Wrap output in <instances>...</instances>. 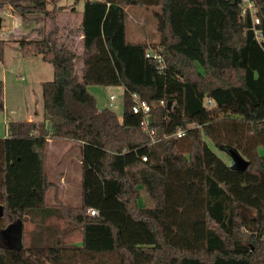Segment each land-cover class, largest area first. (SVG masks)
<instances>
[{
    "label": "trees",
    "instance_id": "trees-1",
    "mask_svg": "<svg viewBox=\"0 0 264 264\" xmlns=\"http://www.w3.org/2000/svg\"><path fill=\"white\" fill-rule=\"evenodd\" d=\"M49 1L0 0V11L50 16L40 38L17 42L53 68L42 120L8 121L0 137V264H264V0H252L261 45L239 0H84L79 51L59 40L63 6ZM131 5L160 8L157 42L127 39ZM87 85L121 86V116L99 109ZM2 92L0 80V104ZM133 93L151 106L152 135ZM50 138L81 143L78 206L62 202L45 170ZM205 138L247 167L225 163Z\"/></svg>",
    "mask_w": 264,
    "mask_h": 264
},
{
    "label": "rangeland",
    "instance_id": "rangeland-1",
    "mask_svg": "<svg viewBox=\"0 0 264 264\" xmlns=\"http://www.w3.org/2000/svg\"><path fill=\"white\" fill-rule=\"evenodd\" d=\"M53 1V3H52ZM50 0L47 8L51 9L53 5H60L67 11H79L83 7L84 0ZM160 8L157 5H131L126 8V31L127 39H142L143 41L157 42L159 40L158 21L155 15ZM73 13L72 15H75ZM0 45L2 47L0 56V80L3 84V92L0 104V137L6 133V124L11 120H20L25 117L27 111L42 107V92L39 86L40 80H51L53 77V68L49 62L43 61L39 55L23 56L18 44L19 39H36L41 34L52 28L50 16L44 13H30L24 19L17 12H14L9 6H5L0 11ZM58 36L66 34L71 24L77 23V17L63 16L58 21ZM71 27H75L74 25ZM22 30L21 33L17 29ZM64 28V29H62ZM135 34V36H134ZM60 40V37H58ZM18 39V40H17ZM76 37L71 38L72 46L80 50L81 45L76 42ZM61 41V40H60ZM68 43L70 39L67 40ZM87 90L96 98V104L99 109L108 107L116 113L118 117L122 112V94L121 86L105 87L101 85H87ZM109 95L114 96V100L109 99ZM113 105V106H112ZM38 115V113L36 114ZM148 120V119H147ZM66 138H59V140ZM70 140V139H69ZM208 146L220 157L225 163L232 164V156L228 149L220 147L215 142L205 138ZM73 147L64 148L59 151L61 157L56 158L55 171L65 168V178L69 184L71 194L65 196L67 205L78 206L80 200V164H78L79 154ZM48 158V157H47ZM48 160V159H47ZM49 178L52 181L58 180L59 176H54L50 171V162H47ZM55 172V173H56ZM141 205H149L150 200L146 191L139 186ZM64 198V197H63ZM46 201L49 205L53 203V190L47 193ZM19 229L17 224L11 225L5 230L7 245L15 247L19 243Z\"/></svg>",
    "mask_w": 264,
    "mask_h": 264
},
{
    "label": "crops",
    "instance_id": "crops-1",
    "mask_svg": "<svg viewBox=\"0 0 264 264\" xmlns=\"http://www.w3.org/2000/svg\"><path fill=\"white\" fill-rule=\"evenodd\" d=\"M81 11H82V9L79 10V11H77V13H76V11H74V9H73V12H72V11H67V10H65L63 8L60 12H58L56 14V17H55V23L56 24H59L58 21L61 20L63 16L64 17L65 16H71V18L72 17H77V23L76 24H71V26L74 25L75 27H71L70 26L69 30H66V29L62 28V29H64L66 31V34H60L58 36V37H60V40L62 42H66L67 44L72 45V43H70V42H72L71 38L76 37L77 38L76 39V42L80 44V40H81L82 35H81V32L78 30V26H79L80 21H81ZM73 13H76V14L75 15H72ZM24 17H22V19H24ZM59 25L64 26L63 24H59ZM19 29L20 28H18L17 31ZM21 31L22 30H19L20 33H21ZM126 33H127V31H126ZM134 36H135V34H134ZM68 39H70L69 43L67 41ZM131 41L137 42V41H143V40L142 39H133ZM145 42H148V41H145ZM38 57H40V55ZM43 81H46V80H40L39 81L40 88H41V83ZM105 87H111V86H105ZM109 97H110V95H109ZM37 113H38V115H36ZM42 118H43V110L40 113V110L38 108L37 110L34 111V113H32V111H27L26 114H25V117L22 118V119H20V120L40 121V120H42ZM3 136H6V133ZM71 147H73V149H75L76 152L79 154L78 164H80V162H81V155H80L81 154V143L78 142V141L69 140V139H62V140H59V139H51V138L48 139V144H47V148H46V152H45V158H44V166H45V170H46V172L48 174V177H49V174L50 173L48 172V169H47V166H46L47 165V162H50V168L49 169H50L51 173H53L54 176H56L55 174H57V176H59L58 177L59 179L56 180V181H53V182H55V184L59 188V198L66 205H67V203H65L64 199H67V198L65 196H67L68 194H71V193H70V190H69V187L70 186H69V184H68V182L66 181V178H65V168H63V170H58L56 172L55 171V168H56V165H55L56 158L53 160L52 159V156L57 157V158H60L61 155H60L59 151L62 150V149H64V148L69 149ZM73 149H71V150H73ZM57 176H56V178H57Z\"/></svg>",
    "mask_w": 264,
    "mask_h": 264
},
{
    "label": "built area",
    "instance_id": "built-area-1",
    "mask_svg": "<svg viewBox=\"0 0 264 264\" xmlns=\"http://www.w3.org/2000/svg\"><path fill=\"white\" fill-rule=\"evenodd\" d=\"M239 6L241 8V15H245L246 13H248V15L250 16V18H251V29H252L253 36L256 39V41L261 45V42L263 41V32H262L261 28L258 27L259 18L256 16V8L253 4V1L252 0H239ZM145 56L147 58H151V59L155 60L157 62L158 70H162V68L164 67V62H163L161 53L158 49L148 48L145 52ZM132 98L134 99V103L131 106L132 111L134 113H140L142 115L141 125H142L143 129L148 130L149 134L152 135L153 130L147 129V119H148L149 112L151 109L150 104L145 100L139 99L135 93L132 94ZM109 99L111 101H113L114 96L110 95ZM206 101L208 104H210L211 98H207ZM159 104L164 105L165 101L160 100ZM184 132H185V129H179L173 134V136L181 137L184 134ZM142 159L145 160L146 159L145 156H143ZM90 213L94 214L95 211L90 210Z\"/></svg>",
    "mask_w": 264,
    "mask_h": 264
},
{
    "label": "water",
    "instance_id": "water-1",
    "mask_svg": "<svg viewBox=\"0 0 264 264\" xmlns=\"http://www.w3.org/2000/svg\"><path fill=\"white\" fill-rule=\"evenodd\" d=\"M0 23H1V18H0ZM170 107V102L167 103V108ZM232 156L233 160V165L235 168L243 170L247 167V161L234 149H228ZM2 214V208L0 206V215Z\"/></svg>",
    "mask_w": 264,
    "mask_h": 264
}]
</instances>
